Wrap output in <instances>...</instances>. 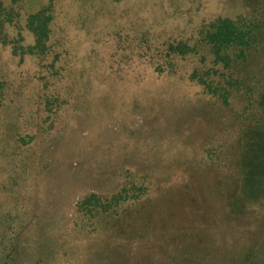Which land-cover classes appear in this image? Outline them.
<instances>
[{
  "label": "rangeland",
  "instance_id": "374dc122",
  "mask_svg": "<svg viewBox=\"0 0 264 264\" xmlns=\"http://www.w3.org/2000/svg\"><path fill=\"white\" fill-rule=\"evenodd\" d=\"M0 264H264V0H0Z\"/></svg>",
  "mask_w": 264,
  "mask_h": 264
},
{
  "label": "trees",
  "instance_id": "16d2710c",
  "mask_svg": "<svg viewBox=\"0 0 264 264\" xmlns=\"http://www.w3.org/2000/svg\"><path fill=\"white\" fill-rule=\"evenodd\" d=\"M250 30L238 28L235 22L228 20H216V24L213 28V32L208 35V49L212 55V65H220L221 69L229 70L231 66L237 61H243L248 50V39ZM228 50L232 51L231 56L228 54ZM209 73L202 72L197 80L204 84V87L210 91L209 84L203 81L202 78H207ZM195 76V75H194ZM114 199V197L112 198ZM104 205L102 206V208Z\"/></svg>",
  "mask_w": 264,
  "mask_h": 264
}]
</instances>
